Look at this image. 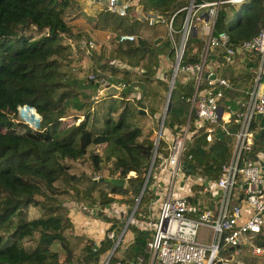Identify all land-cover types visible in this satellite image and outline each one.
Segmentation results:
<instances>
[{"label": "trees", "instance_id": "trees-1", "mask_svg": "<svg viewBox=\"0 0 264 264\" xmlns=\"http://www.w3.org/2000/svg\"><path fill=\"white\" fill-rule=\"evenodd\" d=\"M135 1L141 11L168 15L188 3ZM234 6L219 8L214 32L225 31L236 46L257 32L264 8L260 0ZM90 8L86 10L82 0H0V264H99L112 241L103 236L96 242L72 233L69 206L90 217L94 212L108 223L107 230L118 233L124 222L106 215L104 207L116 202L129 210L151 161L169 79V71L157 73V57L173 55L165 26L141 21L132 5L123 13L95 1ZM86 14L93 20L80 22ZM183 17L184 10L176 12L174 25ZM120 33L134 38L118 41ZM81 39L98 45L84 51L79 48ZM197 44V36L187 40L181 63L195 58ZM253 62H236L221 72L230 82L237 78L235 84L244 85L239 77ZM102 80L123 87L115 95L99 96L95 83ZM189 92V84L173 85L162 129L173 133L184 124ZM23 105L38 115L36 128L22 120L14 122ZM189 125L193 126V117ZM204 136L200 128L186 139L181 162L193 165L198 177H213L229 158L230 145L216 137L209 143ZM156 153H166L162 135ZM157 160L126 226L124 234L129 231L131 238L125 241L122 235L110 262L135 264L139 255L147 259L145 221L150 220L147 203L154 196ZM111 177L124 179L123 186L105 180ZM200 197L195 192L189 197L195 213L201 210Z\"/></svg>", "mask_w": 264, "mask_h": 264}, {"label": "built area", "instance_id": "built-area-1", "mask_svg": "<svg viewBox=\"0 0 264 264\" xmlns=\"http://www.w3.org/2000/svg\"><path fill=\"white\" fill-rule=\"evenodd\" d=\"M244 1L248 0H188L185 6L170 15L154 10L140 11L143 21L148 25L161 23L165 26L167 42L172 47L174 59L170 69L169 89L180 82L189 84L190 92L185 98L188 112L184 124L176 132L168 133L169 138L164 140L165 155L156 153V147L152 151V163L155 157L158 159L154 165V180L164 186V192L153 220L145 222L149 231L144 245L147 259L144 261L139 255L135 264H240L222 258L220 254L223 249L230 248L237 255L241 244H246L251 255L263 254V248L253 241V235L264 226V131L260 138L254 137L260 129L259 119L255 115L264 116V16L257 32L236 46H233L225 31L214 32L219 8L224 4L234 6ZM260 1L264 8V0ZM129 5L137 6L135 0H127L119 6H109L108 9L123 13ZM180 10H184V17L174 29L173 17ZM196 36L198 44L193 48L195 58L181 63L187 40ZM133 38L131 33L118 35V41H131ZM97 45L91 39L79 41V48L84 51L96 48ZM243 54L248 59H244ZM251 55L254 58H250ZM250 60L255 62L250 63L239 77L244 85H236L237 78L230 82L221 72L236 62L246 64ZM248 75L250 80L245 83ZM99 85L106 87L109 84L102 80ZM116 86L122 88L123 84ZM96 91L99 93L98 87ZM191 117L192 127L189 125ZM231 125L236 126L233 133L228 131ZM200 128L204 129L207 142L215 138L216 130H219L222 139L231 136L233 141L229 158L220 165L215 176L199 178L188 173L187 177H198L191 185H198L194 192L198 196L207 194L216 203L215 210H212L202 208L199 200L201 210L195 213L189 201L194 193L192 191L188 194L190 187L185 192L176 188L174 194L173 187L179 186L182 176L180 166L184 142ZM162 135L167 136L164 133ZM160 136L161 131L155 133L158 140ZM231 199L235 203L229 207ZM111 206L115 207L114 204ZM70 209L78 210L72 205ZM104 209H108V206ZM104 212L118 218L114 213ZM191 213L193 215H189ZM132 215L133 212L129 211V217L118 233L114 230L103 231V236L111 240L115 248L127 224L131 222ZM201 226L211 230L208 242L197 237ZM112 253L109 250L105 254L103 264L130 263L119 260L110 262Z\"/></svg>", "mask_w": 264, "mask_h": 264}, {"label": "rangeland", "instance_id": "rangeland-1", "mask_svg": "<svg viewBox=\"0 0 264 264\" xmlns=\"http://www.w3.org/2000/svg\"><path fill=\"white\" fill-rule=\"evenodd\" d=\"M88 2H90V1L89 0H82V3L85 4L86 10H88L90 8V4ZM234 7H236V5ZM89 19L93 20V17H89L86 14L85 17L81 18L80 22L87 23L89 21ZM173 28L176 29L177 28L176 25H173ZM165 35H166V30H165ZM173 37H174L175 40H177V35L176 34H174ZM108 38H109V35H108ZM196 42H197V40H196ZM157 59L159 60L158 61V72L157 73L161 74V73H163V71H169V77H170V69H171V65L173 64V61H174L173 55H172V58H171V57L166 56L165 54H163V55H159L157 57ZM82 64L86 65L87 61L85 59H83ZM168 81H169V79H168ZM168 81H167V90H168ZM167 90H166V93H165V99H166ZM220 104L223 105L222 102H220ZM17 110H18L19 118H17L16 121H14V122H19V121L22 120L29 127H35L37 125L36 121L31 118L30 112H32V110H29V108L27 106H25V105L20 106L19 108H17ZM162 111H163V109H162ZM161 114H162V112H161ZM159 120H160V117H159ZM159 120H158L157 125H156V129H155V132H154V137H155V133L157 132V129H158V126H159ZM161 130H163V133L165 135H167L166 137H163V135L161 133V135L164 138V140L168 139L169 135L167 133H171V132H169L168 130L166 131L165 129H162V128H161ZM228 131L230 133L235 132L236 131V126L235 125H231L230 127H228ZM223 140L230 145V144H232L233 138L231 136H224ZM212 142L213 141H211L209 143H212ZM186 152H187V149H186V144H185V153ZM153 171H154V168H153ZM128 174L131 175L132 173H128ZM200 177H205V176L204 175L203 176H199V178ZM195 179H198V177L188 176L187 179H185L182 187H179V186H176V185L173 187V194L176 192V188H180V190L182 192H185V191H187L189 189V187H190V189H189L190 192L188 194H190L195 188H198V185H195V184L193 186H191ZM203 196L204 197H208V196H205V195H202L201 197H203ZM234 203H235V201L233 199H231L229 201V207H231ZM114 205H115V207L109 206L108 209H104V210L108 211V213H111V214L114 213V214L118 215V218H115V219L122 220L123 222L126 221V219L128 217V214H129V211H130V209L132 207L128 210V208L125 205H121V204L116 203V202H114ZM119 206L122 207V208H120ZM96 207L97 206H95L94 209H96ZM69 215H71V219L74 220L75 223H76V224L72 225V231H73L72 233H74L76 235H81V236L86 237V238L90 236L96 242L101 238L100 237L101 235H99L98 232L102 231V230L105 231V228L101 229L99 227L102 219L99 218V217L97 218L95 216L94 212H92V215L90 217L88 214H85V213H83L81 211H78V210L75 211V210H71L70 209L69 210ZM82 217H83V220H79ZM153 218L149 217L150 221H152ZM145 222H147V221H145ZM107 227H108V225H107ZM211 234H212L211 230L206 228V227L201 226V227L198 228L197 237L199 239H201V240H204V241L208 242L211 239ZM239 249L242 250L243 255H246V256L248 255L247 256L248 258H250V259H254L255 258L254 256L250 255L248 248H243L242 247V244L239 246ZM109 250L107 251V253L109 252ZM107 253H106V255H107ZM106 255L103 254V255H101L99 257V264H103Z\"/></svg>", "mask_w": 264, "mask_h": 264}, {"label": "water", "instance_id": "water-1", "mask_svg": "<svg viewBox=\"0 0 264 264\" xmlns=\"http://www.w3.org/2000/svg\"><path fill=\"white\" fill-rule=\"evenodd\" d=\"M92 1H95V2H99L101 5H103L104 7H109V6H119L121 3H124V2H127V0H92ZM134 11V13L137 14V16L140 18L141 21H143V18H142V15H141V6L137 5L135 6V8L132 10ZM121 12V11H120ZM191 36L193 37L194 36V32H192ZM162 48V45L159 46L158 49H156V52L159 53L161 52ZM151 51H153V49H150ZM95 85L98 87L99 89V96H109V95H115L118 93L119 89L117 86L115 85H108L106 87H102V86H98V83H95ZM169 97H170V89L168 87V90H167V94H166V99H165V105L163 107V111H162V114L160 116V120H159V126H158V129H157V133L161 131V128H162V123H163V119H164V116H165V113H166V110H167V106H168V102H169ZM139 111H141L142 113L145 112L144 109H139ZM255 118L256 119H259V123H258V127L260 128L258 133L254 136L255 139L257 138H260L263 131H264V116H260L259 114H256L255 115ZM215 137L216 138H219L221 139V134L219 133V130H216V133H215ZM157 138L155 137V143H154V148L156 147V144H157ZM264 144V142H262ZM196 149L202 154L203 153V150L198 146V144L195 145ZM151 163H152V159L149 163V166H148V169H147V172H146V175H145V178L140 186V190H139V193L135 199V202H134V205L133 207L131 208L130 212H134L139 200H140V197L142 195V192L145 188V185L147 183V180H148V176H149V173H150V170H151ZM188 169H190V174H194V176H197V173L194 172V166L193 165H188L186 164L185 162H181V166H180V170L182 172V176H181V180H180V183H179V186L182 185L183 183V180L187 177L188 175ZM155 178V176L153 175L152 176V179ZM107 180L109 183H111L112 185H115L117 187H121L123 186L124 184V179H121V178H115V177H111V178H107L105 179ZM156 181L153 180L152 182V188H155L156 187ZM159 185H161V183H159ZM97 204H93V207H95ZM107 207V205H105ZM129 217V216H128ZM128 219V218H127ZM115 249V246L113 245L111 247V253L114 251Z\"/></svg>", "mask_w": 264, "mask_h": 264}, {"label": "crops", "instance_id": "crops-1", "mask_svg": "<svg viewBox=\"0 0 264 264\" xmlns=\"http://www.w3.org/2000/svg\"><path fill=\"white\" fill-rule=\"evenodd\" d=\"M89 1L90 2H88V3L91 4L92 0H89ZM133 13H134V11H133ZM134 14L137 16L136 13H134ZM108 35L109 34L104 35V39H107L108 38ZM129 173H132V172H129ZM152 189H154V196L151 199V201L147 203V204H149V206L147 208H149L151 210L150 218H153L156 215V213H157L158 206H159L160 200L162 199V194L164 192V186L159 185V182H157L156 183V187L155 188H152ZM116 198L119 199L120 196H116ZM200 198H201L200 200L202 201V204L203 203L205 204V207L211 208L212 210H215L216 203H215V201L211 197H209V198L208 197H200ZM133 205H134V203H133ZM70 220H71L72 225L73 224H76L75 221L71 219V215H70ZM79 220H83V217L80 218ZM107 225H108V223H106V222H104V221L101 220V223H100V226L99 227L101 229H104V228L107 229L108 228ZM98 234L101 235L100 236L101 238L99 239V240H101L103 238V230L102 231H99ZM89 238L93 239L90 236H89ZM130 238H131V233L128 231V232H126L124 234V240L125 241H128V240H130ZM202 241H204V240H202ZM253 241H255L256 244H258L259 246H261L263 248V252H264V226L262 227V229L260 230L259 233L253 235ZM242 246H243V248H248L246 246V244H243ZM249 253H250V250H249ZM220 255H221L222 258H225V259L230 260V261H236V262H239L240 264H264V253L262 254L263 256L262 255L255 256V255H251L250 254L251 256H254L255 257L254 259H250V258L247 257L248 255L247 256L246 255H243L242 250H240V249L238 251V254L235 255V252H233L232 249L225 248V249H223L221 251V254ZM259 257L260 258L262 257L263 260L259 261L258 260Z\"/></svg>", "mask_w": 264, "mask_h": 264}, {"label": "clouds", "instance_id": "clouds-1", "mask_svg": "<svg viewBox=\"0 0 264 264\" xmlns=\"http://www.w3.org/2000/svg\"><path fill=\"white\" fill-rule=\"evenodd\" d=\"M27 107H28V106H27ZM28 108H29V110L33 109L32 107H28ZM30 114H31V118H32L33 120H35L36 122H38L39 117H38V115L35 113L34 109L32 110V112H30ZM111 247H112V246H111Z\"/></svg>", "mask_w": 264, "mask_h": 264}]
</instances>
